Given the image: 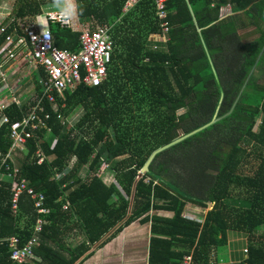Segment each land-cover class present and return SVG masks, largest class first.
<instances>
[{
    "label": "trees",
    "instance_id": "16d2710c",
    "mask_svg": "<svg viewBox=\"0 0 264 264\" xmlns=\"http://www.w3.org/2000/svg\"><path fill=\"white\" fill-rule=\"evenodd\" d=\"M126 1L78 2L83 22L114 24L107 78L58 97L65 122L43 102L49 127L27 139L18 177L44 194L50 212L35 213L21 196L13 214L2 184L0 264L10 262L6 239L17 236L22 245L37 216L45 223L23 264H75L120 222L137 218L150 222L156 235L151 264H185L186 254L189 264H204L233 230L247 236L246 253H232L237 264H264V0H167L165 43L148 40L161 35L154 0H137L123 14ZM45 2L15 0L14 16L39 13ZM226 4L232 12L221 16ZM51 29L60 47L77 48V33L59 24ZM240 29L250 30L247 39ZM80 108L71 124V113ZM27 109L14 106L8 113L15 120ZM8 133L9 124H2L1 152L11 144ZM164 144L169 145L153 154L140 175ZM38 148L45 155L41 162ZM74 154L77 160L67 170ZM103 161L116 183L97 174ZM187 203L214 205L199 221L183 215ZM73 230L84 241L66 247L60 240Z\"/></svg>",
    "mask_w": 264,
    "mask_h": 264
},
{
    "label": "built area",
    "instance_id": "2783aa9c",
    "mask_svg": "<svg viewBox=\"0 0 264 264\" xmlns=\"http://www.w3.org/2000/svg\"><path fill=\"white\" fill-rule=\"evenodd\" d=\"M166 1L154 0L155 13L161 27V35H157V37L162 43L168 39L169 24ZM131 2L134 3V0ZM132 3L127 2V5H132ZM47 18L52 22L59 23L62 28L74 26V21L71 23L62 22L53 10L47 12ZM7 29L8 25L0 23V34H6L4 46L0 51L1 54L4 53L7 58L26 64L29 73L36 72L41 87L40 93H35V96L31 98L33 104L30 105V112L16 120H11L6 115L1 118L3 122L9 124V136L11 138L9 149L1 159L4 172H7L12 180L10 207L12 213L17 214L19 199L21 195L26 194L36 213H48L50 209L44 205V194L29 186L24 177H18V167L11 166L10 163L19 152H23L24 149L26 151V141L33 135L35 129L49 127L47 121L49 113H44V116L38 113V110H43L44 101L58 110V97H61L64 92H74L81 86L97 87L106 80L114 52V41L110 34V26L106 24L81 29L77 50L58 47L55 44L51 29L39 31L30 27L25 29L24 34L14 32L13 35L7 33ZM44 31H47V37L44 36ZM153 48H157V45L153 44ZM2 64L3 62H0V80L4 83L6 78ZM41 72L43 76H41ZM12 102H18V100L14 97L11 99L7 96L0 97V112ZM58 116H62L61 112L58 113ZM36 156L37 162L44 159L45 155L41 148L36 150ZM104 164L107 163H102L100 168L102 172L106 168ZM43 223H45L43 218L36 217L33 233L22 245L19 244L20 240L16 236L7 239L11 264L24 263L31 258L37 240L35 234L40 232ZM183 259L185 263L189 264L191 255L186 254Z\"/></svg>",
    "mask_w": 264,
    "mask_h": 264
},
{
    "label": "crops",
    "instance_id": "0c3cea01",
    "mask_svg": "<svg viewBox=\"0 0 264 264\" xmlns=\"http://www.w3.org/2000/svg\"><path fill=\"white\" fill-rule=\"evenodd\" d=\"M47 1L48 2L41 3L39 5V9H40L39 13L15 18L14 13H13V7H14L15 0H0V23L4 25H8L7 33L11 35H13L14 32L18 34H24L25 29L30 28V27L35 30H39V31L45 30V29H51V24H59V23L48 20L47 12L52 11L53 9L50 8V0H47ZM77 2H79V0H77ZM127 2L132 3L131 0H127L124 3L123 8H122L123 14L127 13L134 6L137 0H134V3H132V5H127ZM231 9L232 7L230 4H226L222 6L220 9V15L228 16L229 13H226V12H230L231 14L232 12ZM38 18L46 19V28L43 29V25H40L37 23ZM92 20L94 19L83 22L80 19L79 15H77L76 19L74 20V26L72 28H63V29H69L71 30L72 33L78 34L76 35L78 44L75 50H77L79 47V35H80L81 29L88 27V26L94 28L96 25H99V24L100 25L106 24L110 26V32L113 29L114 24L98 23L96 20L94 21ZM59 26L61 27L60 24ZM240 30L242 31L244 30V33H245V30L247 29H240ZM4 36L6 37V34H3V33L0 34V51L5 43ZM54 41H55V35H54ZM55 44L58 47H60L56 43V41H55ZM0 62H3L2 64L3 72L5 73V78H6V81L4 83L1 82L0 80V97L7 96L10 99L14 97L18 100V102H12L6 109L0 112V127H1L2 124L7 123V122L2 121L1 119L2 116L6 115V116H9V118L11 119V116L9 115L8 111L13 109L14 106H16L19 111H21V109H24L25 105L30 108V105L32 103L31 98L35 96L34 95L35 93L36 94L40 93L41 87L39 84L38 74L36 72L29 73L27 69L28 67L26 66V64H22L20 61L15 60V59L7 58V56H5L4 53L1 54V52H0ZM41 76H43L42 72H41ZM35 103L36 101L34 102V104ZM27 110L28 112H30L31 109H27ZM53 110H55L56 112L57 111L61 112L62 116L61 117L58 116V118H61L63 122L66 121L64 120V116H63V112L61 111V108L58 110L53 108ZM38 113L39 114L49 113L50 115V112L45 110V107H43L42 111L38 110ZM56 141L57 139L55 138L53 141V145L56 143ZM5 152L0 151V188H2L1 187L3 186L2 184L6 185V186H3V189L8 191V195H7V198L5 199V202L9 201L10 203V199H11V189L10 188H11L12 180L10 179V175H8L7 172H4L5 169L1 165V159ZM23 156H24V151L19 152V154L16 157L15 156L13 157L14 159L11 161L10 165L16 166L19 168V165H18V162L20 160L19 158ZM76 160H77V155L74 154L71 157L67 170H70L72 168ZM102 163L100 164L97 170V174L103 175L104 177V174H103L104 171L102 172L100 170ZM83 173L86 174L87 171L86 172L84 171ZM85 174H84V177H85ZM58 177H61V175H58ZM103 180L108 184L111 182L116 183L115 174H114L113 181L111 180L109 182L105 178H103ZM21 196H26L28 198L26 194H23ZM29 201L31 200L29 199ZM67 205H69V202L64 203L63 207L67 209ZM186 209L189 210L188 215L185 213ZM33 211L35 212L34 208H33ZM192 211L193 209L189 208L188 203H187L184 207L183 215L187 218L197 219V216ZM154 213H156L155 210H152L151 214H154ZM158 215L168 216L170 214L166 211H158ZM141 219L142 218H137L127 223H124V221L123 223L120 222L119 225H117L109 233H107L100 241L96 242V244L94 245H90V249L84 255H82L78 260H76L75 264H151L150 262L151 237L156 236V235L152 233V226H151L152 224L150 222L143 223ZM197 220H199V218ZM19 225L22 226V223H19ZM33 226H32L31 234L33 233ZM114 231L116 232L113 233ZM39 233L35 234L37 238H38ZM10 237H8L7 239H9ZM83 241H84L83 235H78L77 232H75V230L70 231L69 233L64 235L63 240H60V242L62 244H65L66 247H69V246L77 247ZM213 251L215 250H211L210 257L212 253L214 256L216 255ZM8 253H9L8 259L10 261L9 264H11L10 248L8 250ZM209 262H211V259H209L208 262L204 264H209ZM15 264H23V263H15Z\"/></svg>",
    "mask_w": 264,
    "mask_h": 264
},
{
    "label": "rangeland",
    "instance_id": "374dc122",
    "mask_svg": "<svg viewBox=\"0 0 264 264\" xmlns=\"http://www.w3.org/2000/svg\"><path fill=\"white\" fill-rule=\"evenodd\" d=\"M226 13L230 14V12H226ZM226 15H228V14H226ZM92 21H94V20H92ZM248 32H250L249 29L245 30V33H244V30L243 31L240 30V33L243 36H246V39H247V37H249V33ZM253 34L255 35V33H253ZM153 37H157V36L156 35H149L148 40L152 41ZM250 38H252V37H250ZM158 40H159V38H158ZM26 71H27V69H26ZM58 109H60V106L58 107ZM82 113H83L82 108L77 109L76 111H73L71 113V115H70V119H71L70 123L71 124L74 123L73 121L77 120L81 116ZM23 151L25 153V149ZM256 162L257 161H254V166H256V164H257ZM105 166H106V168H105L104 173H103L104 174V178L107 181H109V182L111 180L113 181L114 172H112L111 169L109 170L108 164H106ZM213 205H214V203H210V205L207 208L204 209V208H201V207H199L197 205H194L192 203L191 204L188 203L189 208L193 209L192 212L195 213V215L197 216V219L199 218V221H202V219L204 218L205 212L207 210H210ZM185 211H186L185 213L188 215L189 210L186 209ZM246 238H247L246 232L236 231V230L235 231L234 230L233 231H229L228 240H226V243L224 245L218 246L217 248L214 249L215 250L214 253L216 255L214 256L213 253L211 254V257H210L211 262H209V264H237L239 259H237L234 256H232V253L233 252H237V250L242 252V255H244L246 253V250H245V248H246L245 247ZM237 243H238L237 246L234 245V244H237ZM241 243H242V245H239Z\"/></svg>",
    "mask_w": 264,
    "mask_h": 264
},
{
    "label": "clouds",
    "instance_id": "9594fccd",
    "mask_svg": "<svg viewBox=\"0 0 264 264\" xmlns=\"http://www.w3.org/2000/svg\"><path fill=\"white\" fill-rule=\"evenodd\" d=\"M50 8L53 9L58 18L64 23H71L79 14L80 5L77 0H50ZM38 24L43 25V29L46 28V19L38 18ZM47 37V31L43 32Z\"/></svg>",
    "mask_w": 264,
    "mask_h": 264
},
{
    "label": "water",
    "instance_id": "95a60500",
    "mask_svg": "<svg viewBox=\"0 0 264 264\" xmlns=\"http://www.w3.org/2000/svg\"><path fill=\"white\" fill-rule=\"evenodd\" d=\"M174 142H175V141H173V142H171V143H169V144L171 145V144H173ZM169 144H164V145L158 147L156 150H154V151L152 152L150 158L148 159V161L145 163L144 167H143L142 170L140 171V175H142V174L144 173V171L148 168V165H149L150 161H151L152 158H153V154H154L157 150L162 149V148H164L165 146H167V145H169ZM140 175H139V177H140Z\"/></svg>",
    "mask_w": 264,
    "mask_h": 264
}]
</instances>
